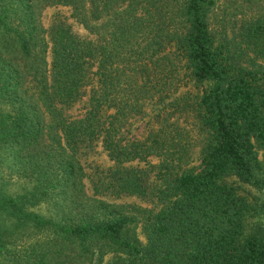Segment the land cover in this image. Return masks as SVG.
I'll use <instances>...</instances> for the list:
<instances>
[{"label":"trees","instance_id":"16d2710c","mask_svg":"<svg viewBox=\"0 0 264 264\" xmlns=\"http://www.w3.org/2000/svg\"><path fill=\"white\" fill-rule=\"evenodd\" d=\"M222 3L0 0V264H264V12Z\"/></svg>","mask_w":264,"mask_h":264},{"label":"rangeland","instance_id":"374dc122","mask_svg":"<svg viewBox=\"0 0 264 264\" xmlns=\"http://www.w3.org/2000/svg\"><path fill=\"white\" fill-rule=\"evenodd\" d=\"M221 9H224L226 13V17L228 16H240V15H248V14H253L256 12H264V0H223L222 6L220 7ZM63 18L67 20V22L71 23L73 25V28L77 30L79 33L83 34L84 29L80 26H78L73 19L70 17V12L68 11L67 8L63 7H49L46 8L43 11L42 14V20L44 23L45 27H50L52 24L53 20L56 18ZM195 88L191 87L190 91H194ZM138 120L135 122H132V124L127 127V133L129 132L130 136H139L145 126V120L147 118L140 119V117H137ZM199 146H196L193 149V152H191V158L189 160V167H197L199 164ZM84 166H85V171L87 172L88 175L91 176H96L99 174V172L106 170L112 162L108 159L106 153L102 150V147L100 144L95 145V147L90 151L89 153L86 154L84 157ZM155 159H152V162H154ZM230 182H233L235 184H240L238 181L234 180V178H229ZM87 181V180H86ZM87 189L88 192L91 194L92 189L91 185L87 181ZM243 192L248 196V197H254L253 199L257 198L260 199V194L252 189L248 185H242ZM117 203H134L137 205H140L142 207L146 208H151V204H148L139 198L135 196H124L120 197L117 200H115ZM137 234L141 242H145V238L140 232V229L137 228Z\"/></svg>","mask_w":264,"mask_h":264}]
</instances>
